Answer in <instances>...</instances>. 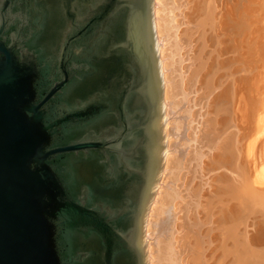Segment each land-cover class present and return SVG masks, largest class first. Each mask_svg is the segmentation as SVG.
<instances>
[{
    "label": "water",
    "instance_id": "95a60500",
    "mask_svg": "<svg viewBox=\"0 0 264 264\" xmlns=\"http://www.w3.org/2000/svg\"><path fill=\"white\" fill-rule=\"evenodd\" d=\"M168 147L156 0H0V264H151Z\"/></svg>",
    "mask_w": 264,
    "mask_h": 264
},
{
    "label": "bare ground",
    "instance_id": "6f19581e",
    "mask_svg": "<svg viewBox=\"0 0 264 264\" xmlns=\"http://www.w3.org/2000/svg\"><path fill=\"white\" fill-rule=\"evenodd\" d=\"M232 4L235 12L227 0H156L162 57H182L164 63L169 147L149 222L151 264H264V147L250 161L232 122L244 18L243 0Z\"/></svg>",
    "mask_w": 264,
    "mask_h": 264
},
{
    "label": "rangeland",
    "instance_id": "374dc122",
    "mask_svg": "<svg viewBox=\"0 0 264 264\" xmlns=\"http://www.w3.org/2000/svg\"><path fill=\"white\" fill-rule=\"evenodd\" d=\"M255 1L243 0V4L239 6L241 18L244 17L243 31L238 37L241 65L238 80L233 79L230 82V88L239 97L237 111L232 116V122L235 125L238 121V126L236 125L238 130H236L240 147H244L245 155L253 163L255 162L254 147H264V6L263 1H257V6L254 5ZM252 5L255 10L253 13L250 10ZM227 6L228 9L231 7V11L235 12L232 0H227L224 10ZM226 24L228 25V22ZM179 57L182 56L163 57V64L167 61L169 64H172L173 61L178 62ZM188 63H190L188 60L182 63L183 70H187ZM205 72L204 70L202 73ZM200 94L201 89L195 97L198 98ZM252 104L256 105V110H253ZM198 109L199 107L196 106L193 110L197 111Z\"/></svg>",
    "mask_w": 264,
    "mask_h": 264
},
{
    "label": "flooded vegetation",
    "instance_id": "af4514ba",
    "mask_svg": "<svg viewBox=\"0 0 264 264\" xmlns=\"http://www.w3.org/2000/svg\"><path fill=\"white\" fill-rule=\"evenodd\" d=\"M117 106L116 107L114 106L112 108L115 110V111H113V114L115 115V120H114V124L111 126H113V128L119 127L120 129H124V127L126 126L125 124H127V122L129 120L127 119L125 112L120 108V106L119 105H117ZM129 107L131 109L133 108L132 103L129 105ZM142 156H143L142 153H139L138 159H136L135 162H138L141 159H143ZM111 159H112V162L116 168L117 176L123 177L124 180L126 181V183L128 184L127 185L128 188H126L128 190V192L125 195H127L129 198H131L133 195L132 193H134L133 188H137V185H138L137 184V180L139 178L138 174H136V172L132 171L131 169H128L126 167L125 168L122 167V166H124V164H122L123 158H122L121 153H113L111 155ZM130 187H132V188H130ZM132 189H133V192H130V190H132ZM135 192H136V190H135ZM128 218H129V220L131 219L130 213H128Z\"/></svg>",
    "mask_w": 264,
    "mask_h": 264
}]
</instances>
